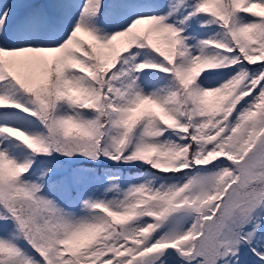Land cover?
<instances>
[{
    "label": "snow or ice",
    "instance_id": "obj_1",
    "mask_svg": "<svg viewBox=\"0 0 264 264\" xmlns=\"http://www.w3.org/2000/svg\"><path fill=\"white\" fill-rule=\"evenodd\" d=\"M0 264H264V0L0 3Z\"/></svg>",
    "mask_w": 264,
    "mask_h": 264
},
{
    "label": "rangeland",
    "instance_id": "obj_2",
    "mask_svg": "<svg viewBox=\"0 0 264 264\" xmlns=\"http://www.w3.org/2000/svg\"><path fill=\"white\" fill-rule=\"evenodd\" d=\"M19 2H24V0H0V3H11V4H16Z\"/></svg>",
    "mask_w": 264,
    "mask_h": 264
}]
</instances>
